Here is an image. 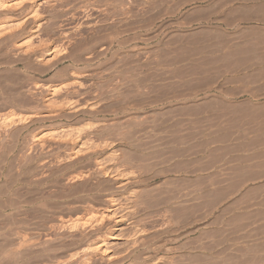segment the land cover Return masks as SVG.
<instances>
[{"label": "rangeland", "instance_id": "374dc122", "mask_svg": "<svg viewBox=\"0 0 264 264\" xmlns=\"http://www.w3.org/2000/svg\"><path fill=\"white\" fill-rule=\"evenodd\" d=\"M6 1L13 3L12 1L15 0H0V5L7 3ZM86 1L43 0L45 3L41 6L35 2H26V5L23 3L24 6L16 10L7 9L9 12L6 9L0 10V26L5 23L14 26L5 33L4 38L1 37L2 40L0 39V125L2 126H0V263L2 264H45L55 257L64 258L67 251L75 244L67 234L55 236L56 238L53 237L54 239L52 238L49 243L51 250L47 253L44 235L60 219L70 222L86 219L81 212L82 205L72 203V200L81 196L75 190L79 183H67V177L77 173L79 165L56 163L61 154L70 152L77 145V142H74L75 144L72 142L76 133L77 136L88 134L90 137L96 136L94 138L99 139L98 141L100 139L109 141L119 134H116V130L123 131L125 130L123 127L127 125L142 121L146 117L150 119L149 121L156 119L158 121L165 117L156 114L155 119L151 115L154 113L150 110L149 113L148 109L144 113L140 110L123 113L122 102H117L107 94L111 86L117 84L113 70L117 63L115 58L117 61L119 53L115 55L114 60L109 56L106 61L103 59L96 63L97 65L94 64V67L86 72L87 75L80 76L81 78H76L68 62L59 64L56 70L52 71L49 67L51 61L50 63L45 59L40 64L36 61L38 55H45L46 51H52L58 46L63 39L62 32L72 26L75 35L70 32L74 41L76 40L74 43H77L74 48H79L73 49L79 51L75 52L79 57H85L87 48L91 46L96 52L99 51L98 41L104 37L107 29H111V23L107 22L95 7L96 2L102 8L105 0H95V2L88 0V3L95 4L93 7ZM36 8L35 19H27V14ZM91 8L97 9H95L96 13L92 14L93 16L96 14V18L88 21L91 25L88 29L80 26L82 20L79 17L92 13ZM183 16V21L192 23L195 27L203 24L205 30L219 32L222 35L220 43L230 49L241 51L237 52V57V53L235 54L236 61L231 62L235 67L238 66L239 69L236 70L238 74L233 76L228 73L225 77L216 75L211 84L220 87L222 94L230 101L239 102L241 105L260 106L262 112L260 118H257L258 115L254 116L257 120L254 117V120L245 117L236 118L228 124L229 120L217 126V129L216 126L211 127L209 124H201L199 127L197 125L198 128L186 127V130H195L189 138L192 145L203 143L205 140L202 138L203 135L218 131L230 137L228 143L226 141L224 144L241 145L244 149L231 153L222 152V154L191 152L184 157L174 156L175 159L172 157L171 163L175 167L171 163L165 167L166 169L161 167L165 170L163 175L167 174L168 177L162 187L167 190L163 191L169 192L168 194L175 199L177 208L184 207L182 210L185 209L186 214L182 215L180 212L174 214L175 217H171V222L177 223L178 220L180 222L175 225L172 223L171 232H167L159 227L162 219L151 211L143 210L144 212L140 211L136 214L138 216H132L130 224L127 222L126 226L123 225L125 230L122 234L131 235V241H136L137 245L139 242L149 243L147 251L150 256L153 251L156 252L153 254L154 257L169 256L172 264H264V125L262 126L264 81L258 76L260 73L257 74L264 67V63L262 67L254 65L262 57L264 59V0H208L200 6L187 7L183 11ZM211 40L213 42L218 40L215 34ZM17 45L25 51L20 58L18 54L16 55ZM131 48L127 47L124 52L122 51L123 53L120 51L119 56L122 57L118 60L128 57L127 59L136 61L138 58L139 64H143L146 60L145 54L142 53L145 45L140 44L136 50ZM140 50L141 53L138 52ZM127 51L130 52L129 56ZM137 52L140 55H137ZM126 54L127 56H124ZM41 63L46 64L43 66ZM157 74L161 75L158 71ZM163 76L166 78V75L160 77ZM231 77L235 78L229 79ZM70 78L80 84H78L80 88L76 85L75 94L67 95L68 98L78 99L77 104L74 103L75 106L59 104L61 96H55L53 104L45 103L38 90L34 88L36 84L43 87L59 85L71 81ZM113 79L115 82L112 81ZM228 93L231 95L227 96ZM115 102L118 109L114 107ZM78 104L81 109L77 114L73 108ZM195 134L200 136L196 137ZM115 148L121 150L123 147L117 145ZM110 152L111 149L106 148L99 156ZM170 166L174 169L172 170ZM108 180L107 187L114 188L117 182L111 178ZM108 226H104L101 232H106ZM156 243L166 248L160 249L162 250L160 252L155 248ZM139 246L135 250L137 252L139 249L137 253L144 256L146 251ZM124 249V245H119L115 251L122 253ZM184 251L188 257L184 255ZM182 255L183 260L180 259ZM125 261L126 258L115 264H123Z\"/></svg>", "mask_w": 264, "mask_h": 264}, {"label": "bare ground", "instance_id": "6f19581e", "mask_svg": "<svg viewBox=\"0 0 264 264\" xmlns=\"http://www.w3.org/2000/svg\"><path fill=\"white\" fill-rule=\"evenodd\" d=\"M207 1L208 0H105L101 8L98 5L99 3L92 0V2L97 4L95 6L93 3V5L99 9L97 12H99L107 22L111 23V29L109 30L106 28L107 32L104 37L98 41L97 46L99 47V51L96 52L91 46V48H87L85 57H79L75 53L78 50L74 51V49L77 48H74V45L77 43H74L76 40L74 41L72 37V34L75 35L72 31L74 30L72 26L66 28V30L62 32L63 39L58 46H55L52 51H46L45 55L40 54L35 58L39 64L45 59H47L46 61H51L52 64L49 67L52 71L56 70L55 68L59 64L68 62V66L73 70L76 78H81L87 75L86 72L101 60L108 59L109 56L114 60L115 55L118 53V58L122 57V55L119 56L120 51L124 52V49L127 47H132L136 50L140 44H143L145 45V52L143 51L142 53L146 56L145 62L142 61L143 59L141 60L143 64H139L140 62L137 61L138 58H136V61L130 57L131 60L127 59V57V60H118L117 58L116 61L115 58V62L117 63H115V67H112L115 69L113 73L116 75L117 84L114 85V87L111 86L112 88L108 90L107 94L110 95L111 98L116 99L117 102H122L123 107L121 106V111L123 113H128L130 110H140L144 113V111L148 109V112L150 110L154 113L151 115H153L155 119L156 114H160L161 116L165 115L164 118L158 121L157 119L149 121L150 119L148 120L146 117L145 119L143 118L144 120L142 121L127 125L125 128L123 127L125 130L121 127L123 131H119L120 128L118 130L119 132L116 130V134H119L113 139H109V141H101V139L98 141L99 139L94 138L96 136L92 137V135L90 137L88 134L84 135L82 133L84 136L81 134L77 136V133L76 135L74 134L76 137L74 136L75 139L73 138L74 140L72 142H77V145L74 148L72 147L73 149L71 148L72 150H70V152L61 154L57 158L56 163H69L71 166L79 165L78 172L67 177V183H79L75 190H77V194H81V196L72 200V203L82 205L81 212L86 219L84 221L74 220L71 222L60 219L49 231L47 230L48 232L44 235L45 250L47 253L51 250L49 248V243L53 237L56 238L55 236L59 237L60 235L67 234L75 244L67 251L64 258L55 257V259L49 262L47 261L45 264H95L96 262L100 264H115L119 260L121 261V259L125 258L127 261L123 262V264H172L171 257L169 256L163 257L160 255L154 257L153 254L156 252L153 253V250H151L153 252L150 256L147 251L150 246L148 245L149 243L145 242L146 244H144L139 242L141 243L139 246V243L137 245L136 241H131V235L126 236L122 234L123 230H125L123 225L126 226L125 223L127 222L130 224L133 215L146 210L151 211L156 214L159 219H162L163 221L159 227L169 232L172 229V223L175 222H171V217H175L174 214L179 212L182 215L186 214L184 211L185 209L182 210L184 207L179 206V208H177L178 205L176 206L175 199L168 194L169 192H165L167 191L165 190L166 188L164 189L162 187L166 184L168 178L166 176L167 174L163 175L164 169L162 168L167 167L171 163L172 157H184L191 152L209 154L220 152L222 154V152L231 153L244 149V146L241 145L232 146L224 144L230 137L228 134L225 136L223 132V134H221V132L218 131L210 132L206 135L201 134L203 135L202 138L205 139L204 142H198L200 144L192 145L190 144L191 140L189 138L192 137L195 130H186L188 126L189 128H198L201 124H209L211 127L216 126L217 129V126H221L228 120L227 124L230 123L232 119L234 120L236 118L245 117L246 119H252L254 116H259L260 112H262L260 106L253 107V105L250 104L252 105L250 107L249 104L241 105L239 102L238 104L235 101H230L222 94L223 91L220 87L212 85L213 78L216 75L225 77L228 73L233 74V76L236 73L238 74L236 71L239 69L237 68L238 66L235 67L231 62H233L235 54L241 51H237L239 49H230L228 46L220 43V36L222 35L219 32L215 30H205L202 27L203 24H198L195 27L194 24L188 23L185 20L183 21L185 16H183V11L187 7L191 5L200 6ZM6 2L7 3L2 2L3 4L0 5V10H16V8L22 7L23 3L26 5V2H35L38 6L45 3L43 0L42 2H39V0H15L12 1L13 3ZM92 2H89V4L88 0L86 1L88 5L93 7ZM86 3L84 4L86 5ZM88 8L84 9L88 10ZM95 9L93 8L92 10L91 8V12L93 11L92 13L79 17V19L81 18L82 20L78 19L81 21L80 26L82 25L88 29L90 28L91 25L88 21L91 20V18H96V14H94L95 17L92 15L97 10ZM27 15V19H35L37 8ZM97 15L99 16V14ZM18 23H20V21ZM40 24L41 23H39V25ZM16 26L18 25L16 24ZM13 27V25H6V23L0 26V39L2 40L1 37ZM70 31H72V34ZM213 34H215L218 39L215 42L211 40L213 39ZM82 46L81 48H83ZM15 49L17 52L16 55L18 54L19 56L18 58L21 57V54L25 53V51H22L20 45L15 46ZM83 51H85V49H83ZM248 51L246 52L248 53ZM138 52L141 53V50ZM128 53L129 56L130 52ZM251 53L254 52L251 51ZM137 55L140 54L138 53ZM124 56H127V54ZM237 56L238 53L236 57ZM139 57L141 58V56ZM262 58L254 65L261 66L262 63H264V59ZM234 61H236V59ZM237 62L239 61L237 60ZM41 64L43 65L46 63ZM111 69L109 70L111 71ZM157 71L160 72L161 75H166V78L165 76L160 77L161 75L159 76ZM259 71L260 72L257 74L260 73L258 76L264 81V67ZM165 72H167V74H165ZM56 74H58L57 71ZM234 78L235 77H231L229 79ZM245 79L248 80L247 78ZM112 81H114V79ZM78 84L79 82L77 80L71 79V81L69 80L59 85H47V87L41 85L36 86V84L34 88L38 90L45 103L53 104L55 103L53 98L55 96H61L62 99L60 98L61 103L59 104L70 105L74 103L77 104L76 102L78 99L74 100V98H68L67 95L70 93L75 94V88ZM224 92L226 93V91ZM229 94L230 93L226 95L228 96ZM79 104L78 106L76 105L77 107L73 108L75 112L81 109ZM114 107H117L116 102ZM261 115H263V113H261ZM148 118L150 117L148 116ZM257 118H260V116ZM244 122H246V120H244ZM263 123L262 126L264 125ZM197 125L198 127H196ZM199 136L196 135V137ZM226 143H228V141ZM174 144L175 146H173ZM117 145H121L124 150H122L123 148L121 150L118 148L116 149L115 147ZM106 148H110L111 152L107 155L99 156L101 151L106 150ZM172 165L174 166V164ZM173 166L172 168L174 169L175 166ZM108 178L117 182L114 188L110 186L107 187ZM63 196L64 195H62V197ZM175 219H177V217ZM178 221L180 222V220ZM178 221L174 223V225L178 224ZM107 225L109 226L105 229L106 232H101V230H103L102 228ZM144 240L146 241L147 239ZM119 245L125 246L122 253H117L115 251V248ZM138 246L140 249L147 252L143 254L144 256L137 253L139 249L136 252L135 249L138 248ZM155 248L160 250L166 247L163 245L161 246L159 243ZM161 251L162 250H160V252ZM185 254L184 251V255ZM186 255L188 257V254ZM182 257L183 255L180 257L181 260H183ZM185 258L186 257H184V259Z\"/></svg>", "mask_w": 264, "mask_h": 264}]
</instances>
